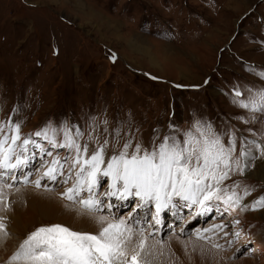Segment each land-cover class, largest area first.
Returning <instances> with one entry per match:
<instances>
[{
  "label": "rangeland",
  "instance_id": "1",
  "mask_svg": "<svg viewBox=\"0 0 264 264\" xmlns=\"http://www.w3.org/2000/svg\"><path fill=\"white\" fill-rule=\"evenodd\" d=\"M245 65L264 71V0H0V122L17 121L24 134L46 122L58 126L67 121L84 132L81 143L89 142V135L94 138L90 147H95L96 139L101 143L108 139L111 152L113 130L121 124V144L131 134L147 147L154 129L162 138L169 123L188 126L203 117L218 132L232 125L238 135L258 139L261 125L245 123L250 113L231 103L235 85L245 96L246 87H264V80L246 71ZM34 139L48 148L46 141ZM55 151L65 154L64 149ZM256 156L243 176L225 181L253 189L244 203L264 195V182L255 175L264 158ZM40 159L37 155L25 170L33 172L30 180L38 174ZM41 183L52 191L14 185L11 210L0 213L7 225L6 233H0V264H9L26 235L38 226L61 222L76 231L97 230L87 213L80 214L79 205L60 198L63 185ZM33 190L41 198L48 193L50 200L69 206L67 212L79 221L77 228L74 219L64 221L66 212L59 217L42 211L29 216L28 191ZM136 202L135 197L113 199L112 212L126 216ZM195 211L178 208L161 214L157 238L170 242L175 253L162 258L165 264H264V209L238 214V237L233 235L235 215L229 219L228 213L221 216L213 209L195 216ZM145 214L150 219L147 208L139 212L141 217ZM219 222L228 224V235L220 233L212 241L222 249L192 236Z\"/></svg>",
  "mask_w": 264,
  "mask_h": 264
},
{
  "label": "snow or ice",
  "instance_id": "2",
  "mask_svg": "<svg viewBox=\"0 0 264 264\" xmlns=\"http://www.w3.org/2000/svg\"><path fill=\"white\" fill-rule=\"evenodd\" d=\"M110 58L115 61V54ZM245 70L264 80V71L256 72L250 65H245ZM245 91L247 96L235 85L231 103L250 113L245 123L261 125L258 139L238 135L232 125L218 132L211 121L201 117L194 118L188 126L169 123L162 138L161 131L154 129L147 147L131 134L121 144V124L113 130L109 152L108 139L102 143L96 139L95 147H90L94 138L89 135V142L81 143L84 132L67 121L58 126L46 122L27 134L17 121L8 118L0 122V213L11 210L9 195L15 184H32L36 189L52 191L48 184L41 183L47 180L63 185L60 198L79 205L80 214L86 212L97 225L95 232L72 230L60 223L38 226L26 235L9 264H165L162 258L175 255L170 242L157 238L165 210L195 208V216H200L215 209L223 216L264 209V195L244 203L253 189L241 188L236 182L225 184L233 175L243 176L257 159L256 153L264 158V87H246ZM252 136L257 133L252 132ZM34 137L46 141L48 148ZM57 149H64L65 154ZM37 155L41 158L38 174L30 180L33 172L25 170L33 166ZM130 197L137 202L126 216L112 212L113 199L127 201ZM146 208L150 219L147 214L139 215ZM5 219L0 215V233H6ZM239 223L233 219V235L237 237L240 233L235 226ZM227 227L223 222L213 223L197 229L192 236L196 241L211 242V247L219 250L223 246L212 237L219 238L220 233L227 236ZM184 230L181 225L180 235ZM228 244L231 246L232 241Z\"/></svg>",
  "mask_w": 264,
  "mask_h": 264
},
{
  "label": "bare ground",
  "instance_id": "3",
  "mask_svg": "<svg viewBox=\"0 0 264 264\" xmlns=\"http://www.w3.org/2000/svg\"><path fill=\"white\" fill-rule=\"evenodd\" d=\"M260 166H261V169H260V172L259 173H255V175L258 177H256L257 179H259L261 182H264V164H263V162L262 163H260L259 164ZM252 175V174H251ZM249 176H247V178H248ZM28 190H30L31 191V189H29L28 188ZM30 191H28V195L30 196V199H28V200H30V205L32 206V212L30 213V215L29 216H34V214L36 215V216H39V214H38V211H42L43 213L44 212H47V214H48V216L49 217H51V216H55V217H59V216H61L59 213H61V212H66L65 214H64V216L62 217L63 219H64V221H66L67 220V222L68 221H70L71 219H74V220H71V222L73 223L72 225H75L76 226V228H77V226H78V224H79V221L76 219V218H74L73 216H72V213L71 212H67V209H68V207H66L65 205V207H66V211L64 210V206L63 205H61V203L58 201H55V200H50V197L49 196H47L48 195V193H45L46 194V196H42V197H44V198H41V197H39V195H37V194H39L40 192H36V191H32V193L30 192ZM27 192H24V193H22V194H26ZM19 194V193H18ZM27 196V195H26ZM51 196V195H50ZM54 197V196H53ZM26 203V202H25ZM41 207H44V208H41ZM77 208V207H76ZM19 209H22V208H19ZM25 210V209H24ZM72 210V209H71ZM80 210V209H79ZM171 210V209H170ZM222 210V209H221ZM18 211V210H17ZM21 211V210H20ZM27 212V211H26ZM30 212V211H29ZM80 212V211H79ZM17 213V212H16ZM22 213V212H21ZM21 213L19 214V219L21 220V217H20V215H21ZM86 213V212H85ZM194 213V212H193ZM29 214V213H28ZM239 213H236V212H234V213H232L231 215H229L228 217H229V219H232L233 217H234V215H235V217H237V220L240 218V214L238 215ZM26 215V214H25ZM260 215V214H259ZM227 217V218H228ZM53 218V217H52ZM68 218H71V219H68ZM80 218H82V217H80ZM90 218V217H89ZM26 219V218H25ZM79 219V218H78ZM87 219V218H86ZM58 220V219H57ZM59 222V221H58ZM9 223V222H8ZM59 223H61V222H59ZM86 223V222H85ZM21 224V223H20ZM82 224V223H81ZM68 225H71L70 223L68 224ZM71 225V226H72ZM240 225V224H239ZM74 226V227H75ZM85 226V225H84ZM90 226H88V228H89ZM76 228H74V229H76ZM81 228H83V227H81ZM92 229V228H91ZM204 229V228H203ZM84 230H86V229H84ZM78 231V230H77ZM89 231V230H88ZM1 236V235H0ZM194 238V237H193ZM3 240H5V238H3ZM189 241V240H188ZM192 241V240H191ZM4 242V241H3ZM262 249H264V248H262ZM240 264H245V262H241Z\"/></svg>",
  "mask_w": 264,
  "mask_h": 264
}]
</instances>
